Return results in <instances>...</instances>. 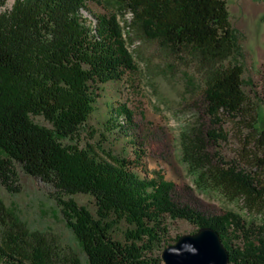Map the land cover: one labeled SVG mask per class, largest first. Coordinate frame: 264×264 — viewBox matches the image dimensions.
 I'll list each match as a JSON object with an SVG mask.
<instances>
[{
    "label": "trees",
    "instance_id": "trees-1",
    "mask_svg": "<svg viewBox=\"0 0 264 264\" xmlns=\"http://www.w3.org/2000/svg\"><path fill=\"white\" fill-rule=\"evenodd\" d=\"M113 2L133 13L131 23L123 27L115 13L93 15L86 0H14L0 13L2 183L10 187L14 164L19 163L29 175L54 186L86 264H162L171 222L178 219L217 231L229 264H264L262 226H247L234 212L205 216L180 204L173 198L172 183L160 175L139 173L144 151L136 142H130L135 160L99 143L108 141L106 134L133 125L124 104L103 122L99 141L90 142L96 132L86 129L102 86L135 70L127 46L132 32L157 41L171 56L196 68L204 79L211 125L221 124L224 116H239L246 97L240 67L224 65L238 47L226 3ZM5 3L0 0V7ZM217 136L216 129L209 133L211 139ZM258 169L257 178L244 170L222 169L219 185L232 197L245 196L264 210V160ZM78 194L93 198L94 213L73 198ZM0 224V264H55L61 257L82 264L71 249L59 250L55 237L8 214L1 202ZM120 225L125 227L121 240L115 235ZM238 232L236 245L232 238Z\"/></svg>",
    "mask_w": 264,
    "mask_h": 264
},
{
    "label": "rangeland",
    "instance_id": "rangeland-1",
    "mask_svg": "<svg viewBox=\"0 0 264 264\" xmlns=\"http://www.w3.org/2000/svg\"><path fill=\"white\" fill-rule=\"evenodd\" d=\"M13 1L6 0L0 13L9 10ZM222 1L226 3L229 22L237 36V51L224 65H237L242 70L246 101L239 116H224L221 124L211 125L206 112L204 79L196 68L171 56L157 41L132 32L127 46L135 70L126 72L121 81L102 86L86 129L96 132L90 142L99 141L103 122L118 104H124L132 113L133 125L106 134L108 141H99L100 144L135 160L130 142H136L135 147L144 151L139 173L148 178L160 175L172 183V195L177 202L205 216L234 212L245 225L264 228V210L256 208L245 196L232 197L219 185L222 169L244 170L251 175L255 173L257 178L258 165L264 160V139H261V131L264 132V0ZM86 6L93 15L115 13L123 27L132 22L133 13L129 9L121 11L113 0H86ZM213 129L218 134L215 139L209 137ZM56 194L54 186L29 175L19 163L14 164L9 188L0 179V202L8 214L32 230L55 237L60 243L59 250L71 249L86 264L57 204ZM73 198L95 212L91 196L78 194ZM124 229L123 225L119 226L116 238H123ZM2 230L0 224V237ZM169 230L166 247L176 243V236L195 233L198 228L178 219L171 222ZM238 236L239 232L232 238L236 245L240 243ZM55 264L70 263L61 257Z\"/></svg>",
    "mask_w": 264,
    "mask_h": 264
},
{
    "label": "water",
    "instance_id": "water-1",
    "mask_svg": "<svg viewBox=\"0 0 264 264\" xmlns=\"http://www.w3.org/2000/svg\"><path fill=\"white\" fill-rule=\"evenodd\" d=\"M161 256L165 264H229V254L221 236L210 227L180 236Z\"/></svg>",
    "mask_w": 264,
    "mask_h": 264
}]
</instances>
